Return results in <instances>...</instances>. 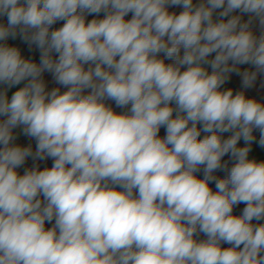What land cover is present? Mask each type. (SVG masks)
<instances>
[{"label":"clouds","instance_id":"obj_1","mask_svg":"<svg viewBox=\"0 0 264 264\" xmlns=\"http://www.w3.org/2000/svg\"><path fill=\"white\" fill-rule=\"evenodd\" d=\"M261 78L264 0H0V264H264Z\"/></svg>","mask_w":264,"mask_h":264},{"label":"trees","instance_id":"obj_2","mask_svg":"<svg viewBox=\"0 0 264 264\" xmlns=\"http://www.w3.org/2000/svg\"><path fill=\"white\" fill-rule=\"evenodd\" d=\"M90 18L91 17H89V19ZM13 43L19 44L20 47L22 48L23 52L26 55L32 56L34 59H36L38 61V57H39L38 51H36L35 49H33L31 52L28 51L27 46L26 45H23V44H20V42L18 40L17 41H13ZM244 67H247V66H244ZM261 79H264V78H261ZM234 81H235V83L237 85L239 84V78L238 77L234 78ZM248 94L249 95H254L258 99H264V88H261L260 87V81H259V79L257 81L256 86L253 89L248 90ZM257 136H258V134H257ZM261 152H264V150H261L258 145L255 146V148H254V154H259ZM50 165H51V160L47 161V166H50ZM235 211L238 213L239 212V209H236Z\"/></svg>","mask_w":264,"mask_h":264},{"label":"rangeland","instance_id":"obj_3","mask_svg":"<svg viewBox=\"0 0 264 264\" xmlns=\"http://www.w3.org/2000/svg\"><path fill=\"white\" fill-rule=\"evenodd\" d=\"M45 78L48 79L49 81H51V77H50L48 74H45ZM50 86H51V84H50ZM27 142L32 143L33 148L35 147V142H34V141L29 140V141H27Z\"/></svg>","mask_w":264,"mask_h":264}]
</instances>
